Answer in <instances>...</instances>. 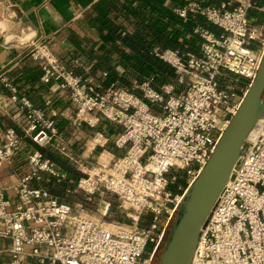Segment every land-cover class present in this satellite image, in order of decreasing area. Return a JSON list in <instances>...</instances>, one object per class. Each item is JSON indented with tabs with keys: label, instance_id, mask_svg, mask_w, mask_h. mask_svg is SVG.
<instances>
[{
	"label": "built area",
	"instance_id": "1",
	"mask_svg": "<svg viewBox=\"0 0 264 264\" xmlns=\"http://www.w3.org/2000/svg\"><path fill=\"white\" fill-rule=\"evenodd\" d=\"M234 2L214 7L190 0L188 6L176 9L184 20L189 14L201 15L222 30L220 34L203 27L194 30L203 40L199 56L154 51L174 68L183 87L179 92L172 84L157 90L150 80H134V91L116 84L104 86L65 69L44 48L31 51L41 63L43 82L56 79L61 90H70L80 115L78 126L84 114L98 112L124 129L116 144L125 154L85 168L69 192L83 195L85 201L110 194L135 213L129 216L132 225L108 229L54 197L48 188L30 186L41 173L56 183L66 178L53 160L36 151L27 156L32 171L15 187L18 203L13 208L0 187V239L11 240V264H26L29 256L36 264L157 263L187 189L210 159L262 63L264 27L249 17L253 0ZM227 75L250 82L243 97L222 87ZM10 101L25 112L27 133L35 144L52 146L74 161L53 119L27 98L14 95ZM20 151L21 138L15 129H7L0 138V170ZM173 169L185 171L189 179L180 194L173 190L177 180L170 176ZM110 207L106 202L104 216ZM146 215L151 223L140 228L138 222ZM191 264H264V115L245 141L232 176L202 227Z\"/></svg>",
	"mask_w": 264,
	"mask_h": 264
},
{
	"label": "crops",
	"instance_id": "2",
	"mask_svg": "<svg viewBox=\"0 0 264 264\" xmlns=\"http://www.w3.org/2000/svg\"><path fill=\"white\" fill-rule=\"evenodd\" d=\"M99 1L0 0V138H4L9 128L15 129L21 138L20 153L10 165L0 170V187L10 200L11 208L18 203L15 187L32 171L27 162L29 154L43 152L66 173L61 183L53 179L50 181L45 173H41L44 181L34 179L30 182V186L48 188L61 201L69 202L61 196H68L81 177L69 166L68 158L52 146L42 147L31 140L27 133L29 122L25 112L19 103L10 101L14 95L29 99L55 121L60 137L80 164L91 166L102 160L123 156L126 152L116 144L124 131L123 127L98 112L84 114V122L81 126L77 125L80 115L77 105L69 97L70 90H61L60 81L56 79L44 83L41 63L31 56L34 48H44L52 52L65 69L80 77L96 79V64L89 62L83 53L90 46L84 41L82 49L76 47L73 30L77 24L88 19L90 9ZM216 28L218 33L215 34L222 33L220 28ZM188 186L189 179L179 185L174 193L180 194ZM116 219L124 222L121 216H116ZM10 248V239H0V264H11ZM26 264H36V259L29 256Z\"/></svg>",
	"mask_w": 264,
	"mask_h": 264
},
{
	"label": "trees",
	"instance_id": "3",
	"mask_svg": "<svg viewBox=\"0 0 264 264\" xmlns=\"http://www.w3.org/2000/svg\"><path fill=\"white\" fill-rule=\"evenodd\" d=\"M195 1L220 7L232 0ZM189 3L190 0H100L90 9L88 19L73 30L75 46L81 48L87 41L90 49L83 53L96 64V79L104 86L116 84L125 89L134 80H150L157 90L172 84L179 92L183 87L177 82L174 68L156 57L154 51L171 49L199 56L203 40L194 30L203 27L218 33L216 26L201 15L189 14L184 20L177 14L176 9ZM262 4L253 0L254 7ZM120 66L125 73L120 72ZM150 223L151 219L144 228Z\"/></svg>",
	"mask_w": 264,
	"mask_h": 264
},
{
	"label": "water",
	"instance_id": "4",
	"mask_svg": "<svg viewBox=\"0 0 264 264\" xmlns=\"http://www.w3.org/2000/svg\"><path fill=\"white\" fill-rule=\"evenodd\" d=\"M264 115V53L256 78L207 164L187 189L170 236L156 264H191L201 230L243 153L245 141Z\"/></svg>",
	"mask_w": 264,
	"mask_h": 264
},
{
	"label": "rangeland",
	"instance_id": "5",
	"mask_svg": "<svg viewBox=\"0 0 264 264\" xmlns=\"http://www.w3.org/2000/svg\"><path fill=\"white\" fill-rule=\"evenodd\" d=\"M262 1H263V4H262V7L260 8L254 7L253 5V8L249 12V17L252 23H254L255 25L264 27V0H256V3L259 4ZM237 2L238 0H235L234 4H237ZM87 17L85 18L87 19ZM119 69H120V72L125 73V69L123 66H120ZM249 83L250 82L244 78H238L237 76H232V75H229V76L227 75V77L221 80L222 87L231 88L235 90V92H237L240 98L243 97V94L246 92ZM125 89L134 91L132 85H126ZM175 91H176V88H175ZM75 160L76 159H74V161L69 160V166L73 170H75L76 173H80L81 176H83V171L88 166L90 167V165H87L84 163L80 164L78 161L76 162ZM170 176L172 177L176 176L177 178L176 182L173 184V190L178 188L179 185H181L184 181L188 179L186 172L182 170H178V169H173L172 172L170 173ZM41 180L42 181L45 180L43 179V176H41V178L37 181H41ZM69 194L68 196L62 195L61 197L68 200L70 204H72L82 215L87 216L92 219H96L105 228L114 229L117 224L132 225V221L129 215L134 216L135 211L127 206L121 207V202L115 196H112L110 194L95 195L92 201H85L84 196L81 194H73V195L72 193L70 195ZM106 202H110L111 207L107 215L104 216L103 214H104V210L106 207ZM116 216H121L124 222L118 221L116 219ZM150 219H151L150 215H146L138 222V226L140 228H144V226L148 224ZM173 223L174 222L171 223V225L169 226L167 230L166 238L163 241V244L161 245L159 253H158L159 257L161 256L163 252L164 245L168 239V236L170 234V229L172 228ZM151 247L152 245H149L148 249H150Z\"/></svg>",
	"mask_w": 264,
	"mask_h": 264
}]
</instances>
